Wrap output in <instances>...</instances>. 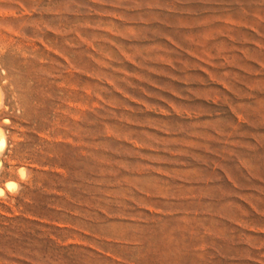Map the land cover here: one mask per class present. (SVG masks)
Here are the masks:
<instances>
[{"label": "rangeland", "instance_id": "1", "mask_svg": "<svg viewBox=\"0 0 264 264\" xmlns=\"http://www.w3.org/2000/svg\"><path fill=\"white\" fill-rule=\"evenodd\" d=\"M0 264H264V0H0Z\"/></svg>", "mask_w": 264, "mask_h": 264}, {"label": "clouds", "instance_id": "2", "mask_svg": "<svg viewBox=\"0 0 264 264\" xmlns=\"http://www.w3.org/2000/svg\"><path fill=\"white\" fill-rule=\"evenodd\" d=\"M0 147H2V143H0Z\"/></svg>", "mask_w": 264, "mask_h": 264}]
</instances>
